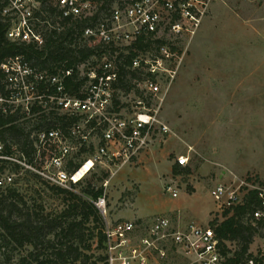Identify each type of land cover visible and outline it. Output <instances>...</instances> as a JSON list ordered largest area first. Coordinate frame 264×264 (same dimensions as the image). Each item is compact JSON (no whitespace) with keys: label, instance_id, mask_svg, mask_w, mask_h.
<instances>
[{"label":"built area","instance_id":"2783aa9c","mask_svg":"<svg viewBox=\"0 0 264 264\" xmlns=\"http://www.w3.org/2000/svg\"><path fill=\"white\" fill-rule=\"evenodd\" d=\"M33 1L37 2L0 0V5H4L3 16L20 15L21 18L18 24H10L7 38L11 42L42 45L43 39L27 23L35 14L32 17L25 6ZM51 1L63 19H87L97 11L95 0ZM205 2L210 0H120L108 15L84 29L85 40L94 45L100 43L114 53L104 55L100 60L93 57L76 67L79 77L85 79L76 94L66 89V81L73 76L72 68L48 74L30 68L21 56L7 60L1 65L6 74L8 93L0 95V115L12 114L20 108L26 118H32L41 113L39 110L33 113V108L40 107L43 112H53L71 123L64 128L57 126L32 132L33 163L37 167L29 164L16 148H13L12 155L3 154L2 145L0 160L15 163L21 170L39 175L50 186L73 191L100 165H125L137 159L149 147L152 138L169 132L160 118L167 90L163 93L161 79H169L168 88L176 72L168 66L176 55L165 44L158 51L138 53L133 58L131 70H137L139 77L128 92L117 89V56L120 52L126 55L140 37L157 36L166 29L179 36L185 29L182 20L198 25V18L204 16L202 6ZM120 94L133 97L132 105L128 106L129 114L119 111ZM82 148L90 151L76 162L75 157L80 155ZM188 163L185 156L176 158V166L180 168H186ZM13 176L14 173L0 175V188L12 185ZM168 191L176 197L171 188ZM252 192L256 194L260 207L253 212L251 221L254 226L264 224V187L251 178L239 180L236 187L226 184L214 187L212 197L220 214L217 218L222 220L224 211L242 205ZM94 205L105 216L106 194L103 193ZM103 233L105 264H169L171 254L177 252L185 264H232L234 258L233 247L221 242L209 224L203 227L189 223L182 227L159 216L148 226L132 221H118L113 225L105 223ZM261 236L258 246L255 244L258 237H255L245 258L235 264H264V233ZM224 245L228 252H225Z\"/></svg>","mask_w":264,"mask_h":264},{"label":"rangeland","instance_id":"374dc122","mask_svg":"<svg viewBox=\"0 0 264 264\" xmlns=\"http://www.w3.org/2000/svg\"><path fill=\"white\" fill-rule=\"evenodd\" d=\"M25 7L33 17L39 4L33 1ZM202 9L204 16L198 18V25L182 20L187 30L179 36L168 29L157 35L176 55L168 66L176 71L168 88L169 79H161L163 93L167 90L160 118L169 132L152 138L145 152L129 164L100 165L83 183L90 181L103 188L104 223L132 221L148 226L160 216L175 225H179L178 217L206 227L220 215L212 197L216 185L236 187L239 180L251 178L264 187V0H210ZM7 19L12 26L21 18ZM40 19L37 16L27 23L43 39ZM46 22L50 25L45 30L56 26L57 18L48 17ZM132 99V95L120 94L122 114L130 113ZM89 151L83 150L75 161ZM179 156L189 159L184 168L188 173L174 175ZM13 179L28 206L51 214L65 208L60 196L34 178L15 173ZM80 191L78 187L70 192ZM263 233L256 236V246ZM96 241L83 252L91 256L90 262L101 264L98 258L105 251L97 248ZM32 250L27 246L8 250L6 255L11 256V264H18ZM169 264L185 261L177 252L171 254Z\"/></svg>","mask_w":264,"mask_h":264},{"label":"trees","instance_id":"16d2710c","mask_svg":"<svg viewBox=\"0 0 264 264\" xmlns=\"http://www.w3.org/2000/svg\"><path fill=\"white\" fill-rule=\"evenodd\" d=\"M36 1L39 7L35 17L41 18L40 29L44 30L43 43L40 46L8 40L7 32L10 22L3 16L4 5H0V95L4 96L8 93L7 78L1 65L17 56H21L29 67L37 72L55 74L59 69L72 68L73 76L66 81V89L71 94H76L85 83V79L79 77L80 72L76 70V67L93 57L100 60L104 55L110 56L114 53L100 43L94 45L85 40L84 29L95 24L104 15H108L113 6L120 4V0H95L97 4L95 15L79 20L61 18L51 0ZM53 16L57 18V25H51V28L45 30L50 25L46 22L47 18ZM164 44V39L151 35L138 38L126 55L120 52L116 59L119 73L117 89L128 92L134 87L133 82L139 76L137 70H131V64L138 53H149L154 49L158 51ZM38 110L41 113L32 118H26L20 108L12 114L0 115L2 153L12 155L13 148H16V151L34 167H37V164L33 163L35 150L31 138L32 132L57 126L64 128L71 123L53 112H43L40 107H34L33 113ZM82 153L83 148L79 154ZM5 171L34 178L48 191L60 196L65 208L51 214L45 213L41 207L28 206L17 188L18 181H13L12 185L4 189L0 188V264L12 263L11 256L8 258L6 255L8 250L22 249L27 246L32 247L33 250L21 256L18 264H96V262H90L91 256L83 251L91 249L89 243L94 239L97 240L98 249L102 250L104 247L105 223L94 205V202L103 195V188L89 181L79 186L80 193H73L49 186L39 175L28 170H21L15 163L0 160V175ZM172 172L174 175L188 173L178 166H174ZM259 207V200L252 192L245 197L242 205L224 211L222 220L216 217L209 223L216 237L233 247L232 264L245 258L254 238L259 235L260 230L264 229V224L258 223L254 226L251 221L253 212ZM224 250L228 252L226 246ZM98 259L101 264H105V255Z\"/></svg>","mask_w":264,"mask_h":264},{"label":"crops","instance_id":"0c3cea01","mask_svg":"<svg viewBox=\"0 0 264 264\" xmlns=\"http://www.w3.org/2000/svg\"><path fill=\"white\" fill-rule=\"evenodd\" d=\"M171 170V169H170ZM177 218V222L179 223V225L180 226H185V225H187V223H185V222H182V221H179V218L178 217H176ZM138 219H143V218H140V217H138ZM189 224V223H188Z\"/></svg>","mask_w":264,"mask_h":264}]
</instances>
